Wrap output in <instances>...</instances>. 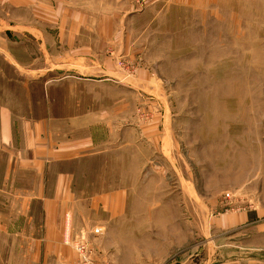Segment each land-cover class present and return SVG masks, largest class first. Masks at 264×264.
I'll use <instances>...</instances> for the list:
<instances>
[{"label": "rangeland", "instance_id": "obj_1", "mask_svg": "<svg viewBox=\"0 0 264 264\" xmlns=\"http://www.w3.org/2000/svg\"><path fill=\"white\" fill-rule=\"evenodd\" d=\"M51 1L76 12L77 27L102 32L81 43L97 42L109 65L143 81L82 86L97 98L80 107L106 108L107 122L123 125L124 185L133 187L123 217L100 234L98 216L72 225L56 264H264V251L238 241L245 233L216 230L221 215L264 219V0ZM131 125L140 127L138 180Z\"/></svg>", "mask_w": 264, "mask_h": 264}, {"label": "crops", "instance_id": "obj_2", "mask_svg": "<svg viewBox=\"0 0 264 264\" xmlns=\"http://www.w3.org/2000/svg\"><path fill=\"white\" fill-rule=\"evenodd\" d=\"M58 4L0 0V264L60 263L72 225L79 229L83 220L95 222L98 216L103 229L123 217L130 202L123 125L107 122L106 108L80 107L76 101L97 98L82 93L83 85L112 84L123 91L125 82L143 81L125 78L115 63L109 65L97 42L81 43L83 34L100 41L102 32L77 27V13L61 12ZM155 128L147 130L159 131ZM126 133L137 164L131 179L138 180L139 125ZM147 138L155 144L153 136ZM117 157L119 173L113 167ZM216 227L218 236L245 233L238 241L249 252L264 251L260 215H221Z\"/></svg>", "mask_w": 264, "mask_h": 264}, {"label": "built area", "instance_id": "obj_3", "mask_svg": "<svg viewBox=\"0 0 264 264\" xmlns=\"http://www.w3.org/2000/svg\"><path fill=\"white\" fill-rule=\"evenodd\" d=\"M230 198H231L230 195L227 194V195H226V202L230 201V200H231ZM101 232H102V229H96L95 234L98 235V234H100ZM81 250L83 251L84 248H82ZM81 250H80V252L83 254V252H82Z\"/></svg>", "mask_w": 264, "mask_h": 264}]
</instances>
